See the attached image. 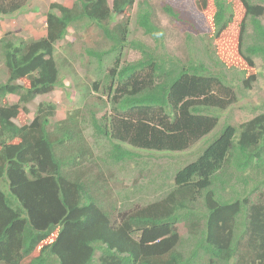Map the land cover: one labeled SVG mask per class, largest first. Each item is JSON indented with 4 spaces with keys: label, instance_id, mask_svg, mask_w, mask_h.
I'll return each mask as SVG.
<instances>
[{
    "label": "trees",
    "instance_id": "trees-1",
    "mask_svg": "<svg viewBox=\"0 0 264 264\" xmlns=\"http://www.w3.org/2000/svg\"><path fill=\"white\" fill-rule=\"evenodd\" d=\"M26 1L0 0V18ZM135 3H51L43 36L10 40L5 33L0 39L6 71L0 82V264H264V111L221 127L154 200L141 203L142 189L137 200L109 189L107 168L131 165L133 149L186 151L216 128L219 118L212 112L237 100L225 76L204 62L153 53L162 31L146 0L136 3L135 28L155 43L129 40ZM194 5L209 29L215 63L238 69L250 89L257 76L253 58H264V0ZM162 10L175 17L171 7ZM74 27L88 28L84 53L103 75L92 88L109 105L89 107L86 115L94 141L103 139L106 148L96 156L81 136L79 111L53 123L55 104L42 102L29 123L14 122L37 96L63 86L55 45ZM125 49L140 58L122 65ZM110 55L104 73L102 61ZM8 96L17 101L9 103Z\"/></svg>",
    "mask_w": 264,
    "mask_h": 264
},
{
    "label": "rangeland",
    "instance_id": "rangeland-1",
    "mask_svg": "<svg viewBox=\"0 0 264 264\" xmlns=\"http://www.w3.org/2000/svg\"><path fill=\"white\" fill-rule=\"evenodd\" d=\"M75 0H27L24 7L9 16L0 18V39L5 33H9L7 39H37L45 34V14L51 3H58L70 7ZM144 0H136L137 6ZM151 6L157 20V26L162 31V36H158V44L153 53L157 57H178L204 62L206 66L215 74H223L229 86L235 92L236 102L223 111H215L212 114L218 116V125L205 138L186 151L176 153H159L154 151H140L133 149L134 160L131 165L120 169V167H108L106 170L109 189L112 193H120L129 196V200H137L142 189V202H148L155 199V196L162 195L165 188L172 185V175L179 167L192 161L198 153L210 142L225 124L238 126L240 123L250 117L253 113L264 111V58L254 57L253 63L256 71V80L252 83L250 89H246L242 83V77L238 69H223L215 63L213 53V42L209 39V29L203 18V14L198 11L194 5V0H146ZM235 1V0H233ZM136 3L133 6L129 24V40L136 39L144 43L154 45L155 41L145 36L142 30L135 28ZM169 6L175 13L172 18L166 14L162 8ZM121 19L120 15L115 16L114 23ZM261 24L264 26V17L261 18ZM78 29V28H77ZM74 27L68 30V35L64 41L55 45L54 59L59 69V78L62 87H57L47 95L37 96L33 104L26 106L27 112H20L14 122L18 125L29 123L39 103L49 102L56 106L55 114L51 121L58 123L63 121L69 115H75L77 122H80V132L85 143L91 146L93 154H100L104 150L103 139L94 141V130L86 116L91 107L100 111L109 107L103 106L97 97L100 93L93 91L92 83L101 80L96 60L87 57L84 53L88 42L84 37L88 28L77 31ZM91 34H96L97 47L102 48L100 37L97 30H88ZM251 34V27H247V35ZM74 41V42H73ZM73 42V43H72ZM114 56L104 57L102 61V71L105 73L107 68L112 65ZM140 58L137 51L125 49L122 52V65L135 62ZM6 78L5 66L0 44V82ZM102 101L105 97L102 96ZM9 103L17 101L15 96H8ZM84 121L81 123V120ZM105 144V143H104ZM231 168L228 167L227 172ZM234 181L229 184L233 186ZM218 185L219 183L216 182ZM161 187V188H160ZM215 188H217L215 186ZM219 188V187H218ZM237 188V187H236ZM166 190V189H165ZM157 192V193H156ZM221 194L228 197L229 192ZM119 207V205H117ZM116 207V209H118ZM186 243H190V237L182 234ZM187 238V240H186ZM186 246V245H185ZM187 248V247H185ZM182 252L184 247L181 246Z\"/></svg>",
    "mask_w": 264,
    "mask_h": 264
},
{
    "label": "crops",
    "instance_id": "crops-1",
    "mask_svg": "<svg viewBox=\"0 0 264 264\" xmlns=\"http://www.w3.org/2000/svg\"><path fill=\"white\" fill-rule=\"evenodd\" d=\"M21 10V9H20ZM17 12H19V11H17ZM17 12H15L14 14H16Z\"/></svg>",
    "mask_w": 264,
    "mask_h": 264
}]
</instances>
